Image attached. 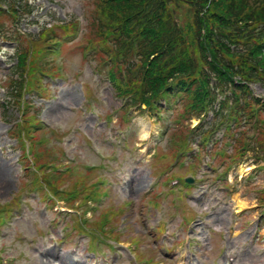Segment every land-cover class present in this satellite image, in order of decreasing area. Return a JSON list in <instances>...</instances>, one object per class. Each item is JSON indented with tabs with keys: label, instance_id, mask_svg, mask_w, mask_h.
<instances>
[{
	"label": "rangeland",
	"instance_id": "374dc122",
	"mask_svg": "<svg viewBox=\"0 0 264 264\" xmlns=\"http://www.w3.org/2000/svg\"><path fill=\"white\" fill-rule=\"evenodd\" d=\"M38 1L41 3V8L37 16H39L41 21L79 17L81 26L84 27L85 22L82 21V12H86L88 0ZM87 37L88 34L80 33L75 39L67 42L68 44L63 45L57 55L50 54L47 57L46 61L50 64L62 66L64 77L63 79L54 80L51 84H48L49 86L46 84L47 91L51 94L49 96L50 101L45 102V106L40 112V118L63 136V144L61 145L71 158L74 155L77 157V165H82L83 162L85 164H97L99 162V159H97L98 155L108 156L113 153V156L116 154L105 161L104 165H106V168L101 171H103L104 174L102 175L106 179L116 177L118 180L125 179L128 182L126 185L124 183L117 184V182L111 184L108 196L117 205L125 199H136L139 195H142L155 175L162 174L164 179V175L167 174L166 169L168 173H181L184 170L180 168V165L171 168L172 158L168 156V147L165 146V139L169 136L170 131L162 134L165 129L162 128V123L167 121L159 120L154 122L153 118L148 120L144 116L136 115L132 120V125H128L124 121L122 123L119 116L116 117L115 114H110L113 109L120 105V98L117 96L113 98L111 87L103 81V76L97 75L90 67L89 62L82 60L78 49L85 44ZM12 59L13 54L10 47L7 46L0 51V205L6 204L12 208L10 215H4L7 218L6 221L0 224V264H74V261L87 264L93 258L97 262H101V251L96 252L95 257L82 251L85 244L88 243L86 242L87 239L78 237L77 231L72 229L74 223L79 228V223H76L78 215L66 216L64 213L67 210L62 202L59 205L63 206V209L47 199H41L38 194L33 196L34 194L30 195L31 192H28L27 185L30 181V175L27 173L28 169L18 164L17 159L21 153L20 148L16 145L14 137L6 134V131L17 120V111L15 107L10 105L7 98V79L4 78L7 73L5 64L9 65ZM258 89L256 93L262 92L260 88ZM87 93L89 97L86 96ZM32 95L35 97V94ZM33 102L39 106L42 101L34 98ZM84 104L90 109H87L86 113L91 116V119H86L83 116L86 115L83 114L85 110L82 109ZM80 110H82V113ZM109 116L111 117V123L117 121V124H115L116 130H121L129 135H133V131H136L134 135L136 139L133 137L131 143L134 142L141 150H136L134 154L131 152L126 153L121 157L117 156V153L121 151V147H117L112 151L103 143L105 141H114L113 138L109 137L113 128L107 127L106 129L107 117ZM261 116H264V113ZM98 119L100 120L99 124L95 123L99 121ZM194 123L193 121L192 124ZM182 128L183 126L175 128L176 137H182L186 134L187 130ZM251 131L255 132L254 129H251ZM48 134L51 133L49 132ZM153 138L158 140L157 155L163 153L165 156L161 158L158 156L154 157V150H150L148 155H144V162H135L134 157H137V152H144V147L146 146L147 148L149 141ZM146 139L147 141H144ZM159 144L160 152H158ZM251 154H254V157L249 158ZM115 157H120V160L113 165L112 161ZM242 160L246 162L238 165L233 173L229 175L230 179L238 175L237 182H234L237 184L233 185L231 193L226 195V199L229 200L227 211L222 213L216 222L221 230L230 225L241 228L236 231L234 245L239 244L244 239L246 232L242 230L250 233L255 228L256 224H247L249 220L253 221L259 216L264 219V202L262 204V201H264V172L258 169V166L264 165V163L255 156L254 151L246 152ZM247 169L249 171L244 173L243 171ZM110 170H112V173H109ZM252 170L255 176L247 179L248 174ZM241 173L246 177L242 179V183H240L239 179ZM208 177L213 178V174ZM163 179L158 188L166 190ZM108 196L103 197V203L108 200ZM15 200H18V203L14 202ZM239 201L245 204L246 212L242 218H233L231 210L239 206ZM143 203L146 206V201H140L137 204L134 215L131 214L132 210L130 208L127 214L120 217L121 222L117 224V227L118 230H123L122 232L124 233V235L120 236V239L123 240L120 246L128 248L129 243L132 242L130 238H133L142 244L144 249L155 248L154 252H149L147 256L152 255L158 260L159 257L163 256L161 250H159L160 244L163 243L162 239L155 232H150L152 235L147 238V232L148 226L150 224L156 225L161 215L160 212H156L153 209L144 208ZM134 204L136 205V202ZM191 206V204L187 203V207L191 208ZM70 208V211L73 212V208ZM94 208V206L91 207L89 205L88 210H86L87 213L84 218L88 222L89 220H98L102 212H107L103 205L102 208ZM198 208H201V206H198ZM196 209L194 208V210ZM76 211L81 213L82 208L78 207ZM58 213L63 215V217L59 218V222L56 219ZM122 227L125 229H122ZM258 229L261 235V242L260 244L258 242L256 249L252 251L253 254L251 256L256 259L254 261L264 258L262 250L264 248V221ZM57 238L64 239L65 247L62 252H59L60 258H56L55 250L51 246ZM164 243H167L170 247L169 242ZM73 244H78L79 249L75 254L71 255L69 250ZM201 247L200 258L205 264H210L211 259L208 257V252L213 248L211 241ZM106 249L107 247L104 250ZM174 257L177 258V255L175 254ZM122 258L124 260L128 259L126 253ZM253 259L250 256L248 258L245 257L238 260L236 264L253 263ZM170 261L173 260L170 259ZM170 261L166 262V264H176V261Z\"/></svg>",
	"mask_w": 264,
	"mask_h": 264
},
{
	"label": "trees",
	"instance_id": "16d2710c",
	"mask_svg": "<svg viewBox=\"0 0 264 264\" xmlns=\"http://www.w3.org/2000/svg\"><path fill=\"white\" fill-rule=\"evenodd\" d=\"M99 1L107 20L124 29L118 31L109 26L108 29L114 30L111 32L113 39L106 48L111 55L124 60L136 56L134 62L142 63L137 72L141 75L145 70L150 78L140 92L134 93V98L152 104L154 109L161 107L159 100L171 94L166 90L168 85L176 84V89L181 88L180 91L185 92L182 94L185 107L197 112L213 106L214 90L228 85L232 75L247 82L264 81L256 55L257 47L264 40L263 34L238 38L235 52L220 51V57L215 56L212 62L200 55V52L204 54L206 51L202 42L210 43L214 39L230 42L231 28L243 19L242 15L250 4L246 0ZM188 13L193 18V24L186 27L182 24ZM250 22L264 31L261 22ZM95 25L98 29L107 27L101 22H95ZM106 42L103 40L104 44ZM154 73L158 74L151 79ZM212 77L215 83L210 86ZM135 81L131 80L133 92L137 88ZM231 86L235 100L241 92L249 93L247 87L238 91L239 85ZM151 100L157 101V105H153Z\"/></svg>",
	"mask_w": 264,
	"mask_h": 264
},
{
	"label": "bare ground",
	"instance_id": "6f19581e",
	"mask_svg": "<svg viewBox=\"0 0 264 264\" xmlns=\"http://www.w3.org/2000/svg\"><path fill=\"white\" fill-rule=\"evenodd\" d=\"M245 206V204L241 201L240 203V209L243 208Z\"/></svg>",
	"mask_w": 264,
	"mask_h": 264
}]
</instances>
